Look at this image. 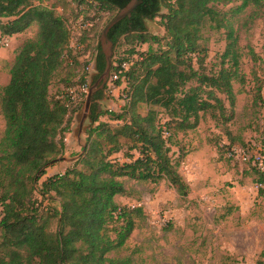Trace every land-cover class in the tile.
I'll return each instance as SVG.
<instances>
[{
    "label": "trees",
    "instance_id": "trees-1",
    "mask_svg": "<svg viewBox=\"0 0 264 264\" xmlns=\"http://www.w3.org/2000/svg\"><path fill=\"white\" fill-rule=\"evenodd\" d=\"M94 1L98 4L92 7L100 13L121 11L132 0ZM235 1L143 0L130 18L111 29L109 37L115 48L124 37L138 40L141 46H160L162 40L149 32L147 22L161 16L169 41L166 49L141 51L133 47L128 57L117 63L113 60L111 75H117V86L125 85L130 109L123 113L101 112L99 102L104 90L94 95L86 148L75 161L82 170L70 169L48 178L40 190V202L34 197L36 185L48 168L62 160L66 134L71 130V95L53 99L50 90L54 78L66 67L76 70L72 31L62 15L36 4L42 0H0L2 36L22 34L33 23L38 27L37 37L20 47L10 79L0 89V112L5 120L0 139V264H133L131 256L116 255L126 247L136 227L135 218L143 217L144 210L116 202L117 196L130 194L121 179L154 184L167 181L186 199L190 186L180 172V162L170 157V143L179 135L195 131L207 114L230 142L222 147L236 143L231 123L236 106L233 82L239 75L240 53L231 22L218 10V6ZM72 3L82 10L89 9L83 8L84 1ZM248 3L246 0L236 12ZM208 22L217 30L228 31L229 43L222 58L229 65L225 67L223 61L214 74L206 72L208 54L201 43ZM97 49L98 80L106 59L101 43ZM84 76L82 84L86 82ZM138 104L147 106L146 116L136 114ZM161 114L166 116L163 125ZM107 115L109 121H102ZM115 121L122 125L113 127ZM124 145H130L129 154H123L128 161L120 162L114 156L122 154ZM214 146L219 150V145ZM254 167L258 194L264 198V172ZM52 192L60 199V209H51L45 218L41 207ZM53 219L58 225L55 231L51 228ZM258 264H264V259Z\"/></svg>",
    "mask_w": 264,
    "mask_h": 264
},
{
    "label": "rangeland",
    "instance_id": "rangeland-1",
    "mask_svg": "<svg viewBox=\"0 0 264 264\" xmlns=\"http://www.w3.org/2000/svg\"><path fill=\"white\" fill-rule=\"evenodd\" d=\"M245 1L236 0L227 6H218L234 28L240 53L239 75L233 82L236 106L231 123L236 143L230 148L222 147L230 144L209 114L204 116L195 131L179 135L170 143V157L175 163L180 162L192 186L186 199L181 198L167 181L154 184L121 179L130 194L117 196L116 202L144 210L143 217L135 218L136 227L126 247L116 255L131 256L133 264H258L264 259V198L259 197L257 171L254 169L259 163L264 165V0H248V5L236 12ZM36 4L52 8L67 20L72 31L71 52L77 61L74 72L66 67L52 82L51 97L67 98L71 95L74 104H70L71 130L66 135L62 160L47 171L36 185L34 197L41 202L40 190L48 178L61 175L68 168H83L75 161L83 153V146L88 140L89 119L85 121L81 135L80 124L89 91L98 81L95 66L97 47L106 25L119 11L96 13L91 5H84L83 8L89 9L82 10L72 0H42ZM166 13L164 10L163 14ZM89 23L92 26L87 27ZM147 26L151 34L160 37L161 45L141 46L138 40L124 37L114 49L113 60L116 63L128 57L133 47L141 51L166 49L169 40L162 17L148 21ZM214 27L215 24L208 22L202 32L201 43L206 46L208 54L205 62L208 74L219 71L223 61L225 67L229 65V61L222 58L229 43L228 31ZM37 34L35 23L13 39L0 34V89L10 79V70L20 47L36 38ZM194 66L199 69L197 63ZM83 75L84 84L81 83ZM116 81L117 75H110L103 88L104 98L99 102L101 112L123 113L130 109L125 85L117 86ZM219 96L225 99L224 95ZM227 107L231 109L229 102ZM155 109L163 112L159 107ZM148 111L144 104L135 107L136 114L140 116H146ZM160 118L163 125L166 116L161 114ZM102 121H109L108 115ZM111 125L121 126L122 123L115 121ZM4 131L5 120L0 112V139ZM220 141L222 144H219ZM214 145H219V150ZM129 147L124 145L122 154L114 156V159L128 161L124 155L129 154ZM181 154L185 157L181 158ZM55 195L54 192L47 194L43 202L41 211L45 218L51 209H60V199ZM2 211L0 205V220ZM52 221L51 228L55 231L57 220Z\"/></svg>",
    "mask_w": 264,
    "mask_h": 264
},
{
    "label": "water",
    "instance_id": "water-1",
    "mask_svg": "<svg viewBox=\"0 0 264 264\" xmlns=\"http://www.w3.org/2000/svg\"><path fill=\"white\" fill-rule=\"evenodd\" d=\"M142 2L143 0H132L125 8H123L121 11L118 12L116 17H114V19H112L110 23H108V25L105 27V29L102 32L101 47H102V52L106 59V68L103 74L98 79V81L89 91L85 113L83 115V118L80 124V135L83 132L85 121L88 119L94 95L97 92L103 90V88L107 84L110 78V75H111L115 44L113 40H111V38L109 37V33L111 29L115 25H117L119 22H121L125 18H130L132 16V13L136 10V8L139 5L142 4ZM83 148H86V145H84Z\"/></svg>",
    "mask_w": 264,
    "mask_h": 264
},
{
    "label": "built area",
    "instance_id": "built-area-1",
    "mask_svg": "<svg viewBox=\"0 0 264 264\" xmlns=\"http://www.w3.org/2000/svg\"><path fill=\"white\" fill-rule=\"evenodd\" d=\"M80 1V0H79ZM81 1H84L86 5H91V6H95L97 5L98 3L94 0H81ZM89 26H92L91 23H89L87 25V27ZM168 135V134H167ZM258 167V169H260L262 172H264V165L262 163H259L258 165H256Z\"/></svg>",
    "mask_w": 264,
    "mask_h": 264
},
{
    "label": "crops",
    "instance_id": "crops-1",
    "mask_svg": "<svg viewBox=\"0 0 264 264\" xmlns=\"http://www.w3.org/2000/svg\"><path fill=\"white\" fill-rule=\"evenodd\" d=\"M0 34H1V32H0ZM17 35H18V34H17ZM13 37H15V35L12 36V37H10V36H5L4 38H10V39H13ZM66 135H67V134H66ZM227 141L229 142L228 139H227ZM229 144H230V142H229ZM56 165H57V164H56ZM56 165H55V166H56ZM53 167H54V166L48 168L47 171H49V170H50L51 168H53ZM68 169H69V168H68ZM68 169H67V170H68ZM67 170H66V171H67ZM66 171H65V172H66ZM65 172H64V173H65ZM180 172H181V174L183 175V177L185 178V180L187 181V183L189 184V186H190V190L192 191V186H191L189 180L187 179V176L184 174V172H183V170H182V166H181V168H180ZM64 173H62V174H64Z\"/></svg>",
    "mask_w": 264,
    "mask_h": 264
}]
</instances>
